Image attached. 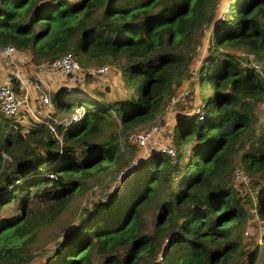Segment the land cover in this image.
<instances>
[{
    "label": "trees",
    "instance_id": "obj_1",
    "mask_svg": "<svg viewBox=\"0 0 264 264\" xmlns=\"http://www.w3.org/2000/svg\"><path fill=\"white\" fill-rule=\"evenodd\" d=\"M228 2L217 17L216 0H0V46L33 65L70 53L80 69L66 76L85 80L51 91V112L25 125L0 112V264H27L37 231L91 180L105 173L113 183L121 169L118 189L84 205L36 264H264V231L258 245L242 240L248 206L264 220V0ZM210 25L201 118L189 110L171 125L173 156L137 155L129 131L157 119ZM105 64L128 91L90 83ZM237 167L253 203L232 182Z\"/></svg>",
    "mask_w": 264,
    "mask_h": 264
},
{
    "label": "rangeland",
    "instance_id": "obj_2",
    "mask_svg": "<svg viewBox=\"0 0 264 264\" xmlns=\"http://www.w3.org/2000/svg\"><path fill=\"white\" fill-rule=\"evenodd\" d=\"M231 9L233 10V7ZM216 13L220 14L219 9L216 10ZM209 29V27L206 28L200 45L198 46L197 50H195L194 56L190 59L186 76L181 80L179 85H176L172 96H170L168 101L165 103V107L162 109L157 119L149 125L147 123L144 125H139L134 127L133 130L131 129V131H129V134L140 131H150V135L148 137L149 141L145 146L134 142V138L130 136L131 139H129L132 141V143L137 145V150L135 152L137 155H147L150 151L158 150L157 148L159 146L171 145V125L180 115L186 114L189 110L191 111V109H194L195 105H198L196 103L201 101L197 97V92L200 91L197 86V71L205 48L210 41ZM3 57L12 59H0V64L3 66L2 69L0 68V81L8 80V78H10L12 75L17 77L21 76L19 77L22 79V92L20 94L25 95V99L29 107L28 110H20V112L16 115L7 117L12 118L13 121L16 119L20 120L22 121L23 125L28 123L29 117L36 119L34 117L36 116L37 119H39V116L46 117L48 113L51 112V108L42 103V93L45 92L49 95L51 91L55 90L63 83L72 82L74 77H76L80 82L85 83L83 77H80L78 74L70 77L58 74L55 71L48 70L46 68L37 67V64H29V57L26 51H23L22 53L20 52L18 54L12 53L6 56L1 54L0 58ZM5 59H8V63L2 61ZM105 65H107L108 71L107 68L104 71H98L97 69L101 66H94L90 69L92 72L91 77L88 78L90 83L97 88H101V86L106 85L107 88H109V93H111V95L115 94V96L123 93L124 90L128 91V88L126 89L118 87L119 85L117 81L119 78V71H117V68L110 64ZM32 69L35 71V73L32 72ZM263 103L258 105L257 108V125L258 127H262L264 129ZM201 108H203V105ZM195 121L198 123L197 119ZM135 161L136 159L134 158L132 163H128V167L131 168L135 164ZM124 175L123 169H121L114 175L113 183L110 181V176L105 173L100 174L97 179L91 180L90 186L86 190L79 193L75 199H73L71 204L63 211L58 220L42 227L39 231H37L36 236L25 245L26 249H24V252L26 254H30V259H28V261L33 264L38 263L45 254L53 249L55 242L59 241L67 232V230H71L75 223H77V218L82 213L83 206H90L92 199L101 198L111 190H117L118 184ZM231 179L233 180L232 182L234 186L238 190L246 191L245 193L250 194L253 203V194L255 189L251 187L252 184H250L248 178H245V182L241 180L239 181L236 178H233V176ZM246 212L247 217L243 225L242 240L246 244V242L250 241V239H254L258 245L259 239L261 238L264 231V220L258 217L254 207L248 206L246 208ZM63 225L65 227L62 229L61 226ZM252 245L253 243H250V245L248 243V246ZM92 259L95 260L96 256H92ZM28 261L25 263L28 264Z\"/></svg>",
    "mask_w": 264,
    "mask_h": 264
},
{
    "label": "built area",
    "instance_id": "obj_3",
    "mask_svg": "<svg viewBox=\"0 0 264 264\" xmlns=\"http://www.w3.org/2000/svg\"><path fill=\"white\" fill-rule=\"evenodd\" d=\"M229 7V2L228 0H216V9H219V13H216L217 17H220L222 15H224V13L227 12ZM209 28H211V25L208 26ZM210 32V29H209ZM18 50L13 47L12 45H2L0 46V54H2L3 56L6 55H10V54H15ZM101 67H99L97 70L98 71H104L107 68V65H99ZM37 67L40 68H46L48 70H52L55 71L58 74H62V75H68L69 73H72L76 70L80 69L79 63L77 62V60L73 57L72 54L70 53H65L63 55H61L58 58H55L53 60H51L47 65L43 64V63H38ZM108 70V68H107ZM17 77V76H16ZM18 82H19V88L20 90H22L21 88V82L22 79L17 77ZM44 92V91H43ZM48 93H42V103L47 105L48 107H52V103L50 101V98L48 97ZM198 105H193L194 109H191L193 112H195L198 115V118H201V107L202 104L201 103H196ZM28 103L25 99V95L23 94H19L18 92L15 91V89L13 88V84L11 82V80H6V81H0V112L6 116H13L16 115L17 113L20 112V110H28ZM79 114V109L75 110L73 112V114L71 115V119H75ZM34 116V115H33ZM36 119L37 117L34 116ZM17 120V119H16ZM154 125V124H153ZM152 126V125H151ZM150 126V127H151ZM50 131L54 132V127H50ZM150 135V131H140L137 133H130L129 134V138L131 139V137L134 138V142L138 143V144H142L143 146H145L147 144L148 137ZM131 136V137H130ZM56 137V135H55ZM158 151L163 152L169 156H173L175 154V149L172 145H162L159 146ZM132 163V161H131ZM233 178H236L237 180H241L245 182V178L247 177L244 170L240 167H237L234 169L233 173H232Z\"/></svg>",
    "mask_w": 264,
    "mask_h": 264
},
{
    "label": "crops",
    "instance_id": "obj_4",
    "mask_svg": "<svg viewBox=\"0 0 264 264\" xmlns=\"http://www.w3.org/2000/svg\"><path fill=\"white\" fill-rule=\"evenodd\" d=\"M22 53L23 51L22 50H18L15 54H18V53ZM1 55V54H0ZM28 57H29V54H28ZM4 58H8V57H3V58H0V59H4ZM8 59H12V58H8ZM8 59H5V60H2V61H5V63H8ZM29 59V58H28ZM28 61V60H27ZM29 64H30V61H29ZM0 68L2 69L3 66L0 64ZM21 77V76H19Z\"/></svg>",
    "mask_w": 264,
    "mask_h": 264
},
{
    "label": "water",
    "instance_id": "obj_5",
    "mask_svg": "<svg viewBox=\"0 0 264 264\" xmlns=\"http://www.w3.org/2000/svg\"><path fill=\"white\" fill-rule=\"evenodd\" d=\"M125 171V169H123V172Z\"/></svg>",
    "mask_w": 264,
    "mask_h": 264
}]
</instances>
